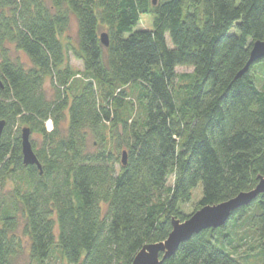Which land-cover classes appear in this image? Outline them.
I'll return each instance as SVG.
<instances>
[{"label":"trees","instance_id":"trees-1","mask_svg":"<svg viewBox=\"0 0 264 264\" xmlns=\"http://www.w3.org/2000/svg\"><path fill=\"white\" fill-rule=\"evenodd\" d=\"M142 14L150 29H135ZM71 15L81 72L63 65ZM256 40L264 0H0V264H19L25 243L31 264L54 251L67 264H131L173 218L253 189L264 176V57L236 75ZM24 127L40 135L39 168L22 161ZM161 264H264V193Z\"/></svg>","mask_w":264,"mask_h":264},{"label":"water","instance_id":"water-1","mask_svg":"<svg viewBox=\"0 0 264 264\" xmlns=\"http://www.w3.org/2000/svg\"><path fill=\"white\" fill-rule=\"evenodd\" d=\"M156 0H152L155 4ZM100 41L106 46L108 44L107 34H100ZM264 57V40H256L251 44L249 59L245 66L238 72L239 77L249 65ZM3 123L0 122V132ZM30 130L24 127L21 130V155L24 164H35L38 168L40 164L33 151L29 139ZM122 163L125 164V152H123ZM264 193V176H260L255 187L248 191L239 192L236 196L213 205H205L194 211L184 221L179 219L171 220V231L168 236L159 242L145 244L134 256L131 264H161L162 261L170 257L179 244L189 239L203 229L216 228L223 225L230 214L248 204L255 196Z\"/></svg>","mask_w":264,"mask_h":264},{"label":"rangeland","instance_id":"rangeland-1","mask_svg":"<svg viewBox=\"0 0 264 264\" xmlns=\"http://www.w3.org/2000/svg\"><path fill=\"white\" fill-rule=\"evenodd\" d=\"M151 27H152L151 15L150 14H142L138 24L135 27V29H150ZM232 30L234 31V28H232ZM76 32H77V23H76L74 16L71 15L68 29H67L66 33L61 38V41L63 44V65H69L72 68V70H75L77 72H81L82 71L81 61L79 59H77L72 54V51L70 49L73 46L76 47ZM100 32L103 33L105 31H100ZM166 41H167L168 46H172L171 40H170L168 35H166ZM7 48L9 50V54H10L11 58H19L24 63V65H29L28 57L26 56V54L24 52L16 50L14 45H12V44L8 45ZM191 69L192 68H190V67L178 66L176 68V71L178 73L190 72ZM44 88H45L46 96H49L52 92V87L50 86V80L48 77H46L44 79ZM29 139L32 141H35L38 144L40 141V135L36 132H30ZM95 147L96 146L93 145L92 138H89L88 149L93 150V149H95ZM171 182H172V177L169 178L168 183L170 184ZM10 187H11V184L8 183L7 186H5V189L6 190L10 189ZM6 190H4V191H6ZM201 195H202V188H201V185L198 184L192 190L191 199L182 206V209L186 214L192 213V211L195 207V204ZM23 240H26V239L23 238ZM250 243H253V242H250ZM27 244L28 243H25L24 249L20 253L19 264H31L29 262V258H28ZM246 246H247V244L245 245V247ZM242 249H244V248H242ZM242 249H240V250H242ZM33 264H35V263H33ZM45 264H67V263L65 262L64 259L59 258L57 251H54L52 254V257L49 258V260Z\"/></svg>","mask_w":264,"mask_h":264},{"label":"built area","instance_id":"built-area-1","mask_svg":"<svg viewBox=\"0 0 264 264\" xmlns=\"http://www.w3.org/2000/svg\"><path fill=\"white\" fill-rule=\"evenodd\" d=\"M48 123V126H50V122H47Z\"/></svg>","mask_w":264,"mask_h":264}]
</instances>
